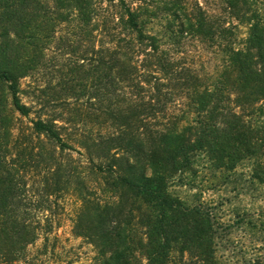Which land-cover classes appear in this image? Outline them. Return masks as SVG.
Returning <instances> with one entry per match:
<instances>
[{"label": "trees", "instance_id": "trees-1", "mask_svg": "<svg viewBox=\"0 0 264 264\" xmlns=\"http://www.w3.org/2000/svg\"><path fill=\"white\" fill-rule=\"evenodd\" d=\"M220 1L247 27L239 47H234L232 28L223 27L216 16L199 6L190 12L180 7L184 21L168 26L167 34L157 35L146 31L150 20L142 9L131 8L125 0H119L113 18L95 0H68V9L76 12L83 30L99 27L91 23L100 18L103 33L113 44L112 48L102 44L99 51L102 94L98 111L118 124L121 136L114 141L111 135L104 140L88 137L83 147L88 169L111 178L109 194L116 199L101 204L95 193H86L73 228L96 247L94 264H170L176 247L179 253L195 254L201 264H213L209 215L186 207L168 192L167 184L175 174L188 172L197 155L224 171H233L245 159L264 156V120L259 117L264 102V15L255 8V0ZM185 33L210 43L224 41L222 64L215 76L202 77L196 69L180 66L171 47L179 45ZM2 49L0 85L6 86L12 108L29 119L31 108L21 102L19 82L30 68L17 65L21 54L16 47L5 44ZM121 85L135 97L144 95L146 101H133L124 108L119 96L108 99ZM175 108L178 113L173 112ZM2 113L0 110V264H12L26 260L27 248L41 227L34 221V203L25 178L26 159L33 157L26 152L31 148L23 143L16 157L9 159L8 120ZM160 121L164 124L158 130L155 127ZM30 123L60 153L75 151L48 122ZM112 142L119 146L112 148ZM37 157L46 161L45 174L59 181V153L46 150ZM50 165L55 168L51 170ZM259 166L253 178L264 182ZM48 182L44 177V188L49 187Z\"/></svg>", "mask_w": 264, "mask_h": 264}, {"label": "rangeland", "instance_id": "rangeland-1", "mask_svg": "<svg viewBox=\"0 0 264 264\" xmlns=\"http://www.w3.org/2000/svg\"><path fill=\"white\" fill-rule=\"evenodd\" d=\"M125 1L133 9L140 7L149 17L146 31L153 34H167L168 26L183 22L180 7L190 12L199 6L216 16L223 27L232 28L235 48L246 37L247 27L220 0ZM255 1V8L264 15V0ZM95 2L103 13L115 17L119 0ZM77 18L76 12L68 9V0H0V52L5 44L16 47L21 54L17 65L30 68L24 71L19 87L21 102L31 108V113L26 119L12 108L5 85H0V105H5L0 110L8 120L9 159L16 157L23 143L31 148L26 152H32L33 157H26L32 160L26 159L25 178L34 203V221L41 227L35 242L27 248L26 260L12 264H94L96 247L73 229L83 206L82 196L95 193L101 204L116 199L109 194L111 178L88 169L83 147L88 137L104 140L111 135L114 141L121 136L118 124L98 111L102 94L97 68L99 51L102 44L108 48L113 44L103 33L100 18L91 23L99 27L89 31L83 30ZM224 46V41L210 43L185 33L181 43L171 48L180 66L194 68L207 78L219 70ZM130 92L121 85L119 92L116 89L107 98L117 100L119 96L124 108L133 101H146L144 95L135 97ZM262 107L259 117L264 120V102ZM173 112L178 113L176 108ZM30 120L48 122L75 151L60 153L43 135L32 130ZM147 122L148 119L144 120L141 126ZM163 124L160 121L155 128L161 130ZM110 145L119 146L117 142ZM46 150L59 153L61 177L56 183L45 174L44 158L37 157ZM258 164L264 171V156L259 160L245 159L233 171L217 170L209 166L205 157L197 155L188 172L175 174L168 181L171 195L186 207L199 208L209 215L213 226V264H264V182L253 178ZM50 166L51 170L55 168ZM44 177L49 180L48 188L43 187ZM178 248L170 254V264H201L195 254L179 253Z\"/></svg>", "mask_w": 264, "mask_h": 264}]
</instances>
